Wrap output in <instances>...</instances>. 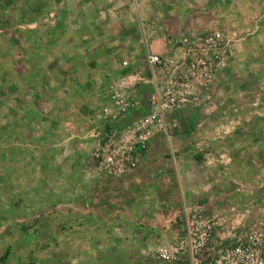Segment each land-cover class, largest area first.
<instances>
[{"label":"rangeland","instance_id":"rangeland-1","mask_svg":"<svg viewBox=\"0 0 264 264\" xmlns=\"http://www.w3.org/2000/svg\"><path fill=\"white\" fill-rule=\"evenodd\" d=\"M57 1L0 0V264H189L186 254L178 261L159 257L158 250L174 244L178 236L168 243H144L147 207L139 199L128 203L122 197L118 202L136 214L129 239L112 232V213L104 207L108 202L100 200V190H93L92 179L79 181L82 170L93 166L91 150L79 158L83 161L60 157L63 137L72 136L74 145L79 138L89 140L100 127L96 125L112 123L102 117L103 109L110 108L108 85L126 71L118 63L129 58L112 57L108 68L95 72L76 69L83 57L62 56L61 63L54 56L58 49L46 61V45L36 35L58 21ZM221 3L182 9L188 15H180L197 31L226 34L230 53L204 105L172 121L171 133L179 139L196 138L203 131L229 135L257 123L264 127V119L250 118H264V0ZM133 58V68L141 69L145 54ZM90 67L98 69V64L93 61ZM59 77L63 86L55 84ZM141 91L145 101V88ZM243 113L249 118L243 119ZM226 139L224 158L213 152L220 146L211 149L194 139L175 153L187 159L183 177L196 179L190 186L199 192L190 198L209 210L239 215L245 223L264 221V151L256 161L240 162L244 151L237 137ZM80 163L86 169H76ZM164 184L168 191L178 189L173 177ZM143 186L130 189L132 195L148 196L153 187ZM104 194L109 195L107 190ZM80 206L98 209L82 215L75 209Z\"/></svg>","mask_w":264,"mask_h":264},{"label":"crops","instance_id":"crops-1","mask_svg":"<svg viewBox=\"0 0 264 264\" xmlns=\"http://www.w3.org/2000/svg\"><path fill=\"white\" fill-rule=\"evenodd\" d=\"M218 2H222V0H59L56 2L57 8H60L58 21L54 20V22L48 23L46 30L37 32L36 38L44 41L46 45L44 53L46 61L53 56V51L55 53V50L58 49L54 56L60 57L58 60L61 63L62 56L83 57V63L75 67L76 69L82 68L87 72L105 70L109 67V59L117 56L128 57L130 63L127 62L133 68L137 67L134 66L135 62L132 64L133 57L146 54V52H169L172 49L173 39L199 30L194 24L187 23L185 18H180L182 14L188 15V12H182V9L223 6L222 3L219 5ZM88 57L93 58L92 62ZM93 61L98 64V69H90ZM105 62L107 63L106 66H104ZM59 66L63 69L62 64ZM120 66L125 69L122 62L118 63L119 68ZM144 67L145 61L141 69H144ZM63 83L62 77L55 80L56 85L61 84L63 86ZM106 105L112 107L108 98ZM198 107L188 109L195 110ZM186 110L174 113L173 117L175 119L185 117L187 115ZM241 116H243V119L249 118L245 113ZM259 117L256 118L250 115L252 121H256V119L262 121L264 119L261 115ZM124 120L121 117L111 122L119 126ZM254 125L255 127L241 128L229 135L220 134L219 136L216 131H203L195 134L196 138L189 136L185 140L173 136L172 130L169 138L156 135L140 154L136 169L121 178L99 173L94 166L89 168V171L84 163L76 165L75 168L85 167L86 169L87 167L85 172L82 170L84 175L79 176V181L82 182L87 178L92 179L93 190L95 188L96 191L100 190V193H102L100 200L108 202L106 206H103L107 211H110L107 214L112 213L113 233L123 234L121 237L127 240L129 237L127 233L130 231V226H132L136 214L128 207L118 206L120 205L118 202L122 200V197H125L128 203H133L139 199L143 203L142 205L147 207L143 216L146 217L145 222L148 224L145 232H149V234L144 243H168L174 241L181 232L180 226L174 220L183 204H197L209 210L204 202L190 198L191 194L199 192V189L190 186L196 179L193 175L183 177V167H186L184 164L187 159L184 156L180 159V155L176 158L175 153L180 148L184 149L187 142L194 139L195 144L206 143L207 146L212 147L211 149L220 146L218 148L220 151L215 149L213 152L215 156L219 155L224 158L227 155V144L229 142L226 138L235 135L237 144L242 146L244 151L239 161H256V157L260 156L258 153L264 151V141H262L264 127L260 123ZM96 126L101 127V125ZM97 128L93 129V132ZM71 137L62 138L59 147L60 157L62 159L67 157L70 160L76 157L77 161H83L79 158L91 150L93 137L91 135L89 140H85L84 137L79 138L74 145H71ZM171 172L173 176L167 174ZM79 173L81 172L79 171ZM102 175L105 177L104 180L101 178ZM169 177L175 178L178 189L168 191L164 181L168 180ZM145 184L153 187L148 196L132 195L130 189ZM186 184L188 185L185 186ZM147 187L145 188V194H147ZM106 190L109 194L107 196L104 194ZM171 191L173 196L170 195ZM111 199L112 209L110 207ZM75 209L85 215L94 212L98 207L80 206Z\"/></svg>","mask_w":264,"mask_h":264},{"label":"built area","instance_id":"built-area-1","mask_svg":"<svg viewBox=\"0 0 264 264\" xmlns=\"http://www.w3.org/2000/svg\"><path fill=\"white\" fill-rule=\"evenodd\" d=\"M229 53L226 34L194 31L173 39L169 52H146L144 69L122 61L126 71L109 82L112 107L102 117L125 120L92 133L94 168L114 178L136 169L139 154L156 135L170 137L174 113L204 105ZM174 221L181 232L174 244L158 250L162 259L178 261L186 254L189 264H264V221L245 223L239 215L197 204H183Z\"/></svg>","mask_w":264,"mask_h":264}]
</instances>
